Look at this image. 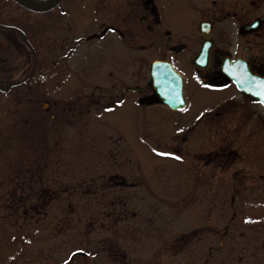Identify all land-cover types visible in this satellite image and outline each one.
I'll return each instance as SVG.
<instances>
[{"label": "rangeland", "instance_id": "374dc122", "mask_svg": "<svg viewBox=\"0 0 264 264\" xmlns=\"http://www.w3.org/2000/svg\"><path fill=\"white\" fill-rule=\"evenodd\" d=\"M246 1L243 15H250L248 6L253 16L264 15V0ZM58 11L0 0V21L20 27L38 56L30 79L0 89V264H89L94 255L103 264H264V210L251 202L252 214L235 215L231 200L234 176L242 171L257 180L261 169L248 162L203 166L185 156L191 147L212 150L218 143L217 133L205 140L202 124L195 134L184 131L185 112L162 118L163 108L132 101L131 91L120 102L100 97L106 90L100 86L110 81L137 83L135 64L119 60H126V47L118 43L112 51L113 31L75 48L62 70L60 39H72L70 46L100 31L94 17L104 12L81 0L61 21ZM15 37L0 35L4 84L27 75L33 62ZM83 81H89L86 94L76 90ZM114 90L121 94L123 87ZM89 92L98 101L90 102ZM257 182L253 193L260 196L264 184ZM78 249L88 255L71 260Z\"/></svg>", "mask_w": 264, "mask_h": 264}, {"label": "flooded vegetation", "instance_id": "af4514ba", "mask_svg": "<svg viewBox=\"0 0 264 264\" xmlns=\"http://www.w3.org/2000/svg\"><path fill=\"white\" fill-rule=\"evenodd\" d=\"M240 1L81 0V3H93L101 7L104 16L94 17L100 21V32L107 25H113L114 30H108L117 35L111 41L114 44L112 51L116 50L118 43L123 44L128 56L126 60L119 58L120 62L126 61V67L130 62L136 66V84H128L121 80L110 81V85L100 86V89H106L99 93L100 97L120 102L125 98V93L131 91L136 94L132 101L163 108L164 112L160 113L162 118H173L171 112H185L189 123L183 127L184 131L195 134L197 131L195 127L202 124L206 126L200 130L205 134L203 136L205 140L208 134L217 133L218 142L217 148L212 150L206 146H201L200 150L191 147L185 152V156H189L194 162H201L203 166H208L209 162H217L219 168L229 166L231 163L242 165L248 162L249 166L261 169L257 180L260 184H264V104L245 89L246 86L251 85L253 79L264 78V15L253 16L254 8L251 6L247 7V13L250 15H243V6L250 5L251 1L243 0L244 3ZM78 3L79 0H61L55 7L42 13L57 8L61 21L64 15ZM178 6L184 8L180 16L176 10ZM176 21L181 23L179 29L175 28ZM0 23L9 25L2 21ZM8 32H14L16 37L24 42L18 30L0 27V35ZM103 36L90 37V34L79 36L70 46L72 39L65 37L60 39L58 49L66 50L64 60H61L62 70L69 67L65 58L75 48L83 42ZM130 44L136 46L135 50H131L132 52L127 48L132 46ZM0 45H3L2 40ZM9 45L10 42L5 47ZM158 62L155 84L152 65L156 63V68ZM2 64L4 59L0 55V66ZM173 68L179 73L181 81L174 80ZM88 82L83 81L81 87L76 86V90L86 94L82 93V90L86 89ZM116 86L123 87L121 94L114 90ZM81 94L78 99L81 98ZM166 98L178 103L183 101V106L173 108L164 101ZM88 99L90 102L94 101L95 94L89 92ZM110 104L114 105L115 102L111 101ZM47 107L49 103L44 108ZM51 117L54 118L55 113ZM214 127H218L216 132ZM191 137L189 134L183 136L185 140L188 138L191 140ZM178 149L175 144L172 152L179 154ZM234 177L231 193V200L237 208L234 214L255 211L256 208L247 205L251 202H257L258 210L263 211L264 194L255 196L253 193L255 190L253 186L258 183L257 180L244 176L242 171ZM206 180L204 178L205 182ZM120 182L125 184L124 179ZM140 197L143 199L142 194ZM110 199L114 200L108 197V200ZM223 241L222 237L218 249L222 247ZM172 244L173 247L176 245V243ZM78 250L73 252L71 260L76 255L82 257L88 255L87 251ZM114 262L111 264H116ZM89 264H103V262L98 260V255H94Z\"/></svg>", "mask_w": 264, "mask_h": 264}, {"label": "water", "instance_id": "95a60500", "mask_svg": "<svg viewBox=\"0 0 264 264\" xmlns=\"http://www.w3.org/2000/svg\"><path fill=\"white\" fill-rule=\"evenodd\" d=\"M16 1L19 2L20 4L24 5L25 7L32 9V10L46 11V10H49V9L55 7L58 4V2H60L61 0H16ZM0 27L16 29L19 32H21L24 40L26 41V43L29 45V47L31 48V50L34 53V64H33L32 71L29 75H27L26 77H24L21 80L9 82L7 84L6 83L4 84L2 81H0V89L7 90L12 85L17 84L20 81L26 80L33 73L35 65H36V52L33 49L30 42L28 41V39L26 38L25 34L20 29L13 27V26H7V25H2V24H0ZM109 28H113V26H107L100 35H103ZM153 75H154V79L156 80L155 71L153 72ZM174 78L177 81L175 75H174ZM179 80H180V78H179ZM250 84H251L250 86H246V87L244 86L245 89L247 91H249L250 94L255 95L256 97L260 98L264 102V78H262V79L256 78L255 80L253 79ZM166 101L168 103H170L173 107H176L177 105H180V104H181L180 106H182V103H183V101L178 103L177 101H173L169 98H166Z\"/></svg>", "mask_w": 264, "mask_h": 264}, {"label": "trees", "instance_id": "16d2710c", "mask_svg": "<svg viewBox=\"0 0 264 264\" xmlns=\"http://www.w3.org/2000/svg\"><path fill=\"white\" fill-rule=\"evenodd\" d=\"M6 63H4V64H2L0 67L3 69L2 71L0 70V74L2 75V72L4 71V73L6 72ZM0 68V69H1ZM3 77H5V76H3ZM9 78V77H8Z\"/></svg>", "mask_w": 264, "mask_h": 264}, {"label": "snow or ice", "instance_id": "6c2138e0", "mask_svg": "<svg viewBox=\"0 0 264 264\" xmlns=\"http://www.w3.org/2000/svg\"><path fill=\"white\" fill-rule=\"evenodd\" d=\"M160 155H170L169 153H159ZM178 158V157H177ZM80 251V250H78Z\"/></svg>", "mask_w": 264, "mask_h": 264}]
</instances>
